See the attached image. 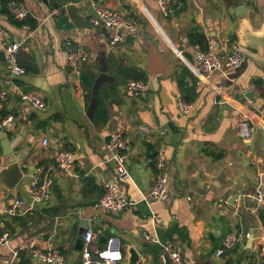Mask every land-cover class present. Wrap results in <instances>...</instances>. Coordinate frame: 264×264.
<instances>
[{
    "label": "crops",
    "instance_id": "1",
    "mask_svg": "<svg viewBox=\"0 0 264 264\" xmlns=\"http://www.w3.org/2000/svg\"><path fill=\"white\" fill-rule=\"evenodd\" d=\"M5 1L0 0V23L8 38L0 39V87L9 97L0 112V132L24 175L15 189L0 183V237L8 235L0 242V264H33L35 249L49 248L58 249L65 264H82L84 244L77 239L89 228L119 236L140 253V264H162L161 245L146 241L147 231L173 241L182 264H264V124L256 123L249 140L238 131L243 119L264 117V0H174L168 16L160 0H100L138 23L137 33L119 47L91 25L90 0H18L37 21L35 28L14 22L4 12ZM195 27L210 43L243 42L259 57L247 53L242 66L205 79L192 66L197 46L187 35ZM69 37L90 52L77 73L66 63L63 41ZM6 42H19V62L37 70L12 72ZM132 79L146 81L145 91L129 94ZM21 92L41 95L46 109L23 103ZM181 100L193 105L189 112L181 110ZM8 116L13 121L3 125ZM116 129L125 131L133 147L126 178L118 175L107 149ZM162 141L170 197L148 205L142 197L154 183ZM59 150L73 154L69 171L55 167ZM4 159L0 140V165ZM49 167L54 181L49 200L25 214L8 213L18 199L30 205L33 176ZM108 182L117 183L135 206L122 213L98 207ZM258 192L263 201L257 206ZM251 230L252 248L245 256ZM234 231L243 234L241 243L216 256ZM102 237L92 246L104 247ZM122 254L120 264L127 262L124 249Z\"/></svg>",
    "mask_w": 264,
    "mask_h": 264
},
{
    "label": "built area",
    "instance_id": "2",
    "mask_svg": "<svg viewBox=\"0 0 264 264\" xmlns=\"http://www.w3.org/2000/svg\"><path fill=\"white\" fill-rule=\"evenodd\" d=\"M90 1L93 8L90 23L94 28L101 31L103 38L106 39L111 47L125 45L137 33L138 23L135 19L110 8L100 0ZM173 1L160 0V10L165 16L169 15ZM8 9L10 15L18 21L26 19L31 14L29 8L18 0L11 1ZM54 12H57V10ZM7 38V32L0 23V39L6 41ZM63 48L66 63L73 72H79L81 66L90 60V52L86 45L70 37L63 41ZM4 50L12 72L16 74L25 73V67L19 63L20 43L6 42ZM246 55L247 52L237 42L232 43L229 47H224L220 42H209L207 49L196 47V56L192 66L194 71L205 79H212L217 72L242 66ZM146 88L147 83L142 79H132L126 84V91L132 95H137L145 91ZM8 97L9 92L0 87V112L3 110ZM20 98L23 103H28L38 109H46V102L36 92H21ZM192 106L191 103L180 101L181 110L184 112H189ZM12 121L13 117L8 116L2 122L3 125H7ZM257 122L264 124V117L259 118L254 116L251 119H243L238 126L239 135L243 139H251L256 131ZM141 129L145 132L149 131V127L145 124L141 125ZM162 134H165V131H162ZM42 144L48 145L49 139L44 138ZM107 149L110 152V160L115 165L118 175L122 178L128 177L126 159L132 152L133 147L130 138L125 134L124 130L116 129L111 132L107 141ZM73 161V154L70 151L59 150L55 155V167L61 171H69L73 166ZM155 165L157 174L154 183L150 190L142 197L148 205L167 201L170 197L169 157L164 141L161 142L160 147L156 151ZM53 184V167L47 169L40 168L33 176L30 205L25 206L24 201L18 199L11 208L7 209V212L12 215L25 214L34 209L37 204L48 201ZM255 197L258 206V203L263 201V195L258 192ZM135 204L134 200L129 199L122 193L117 183L108 182L97 206L108 212L122 213L133 208ZM103 232L100 228L95 230L89 228L86 230L83 239L82 264H120V261L123 259V244L119 236H110L102 248L97 249L92 246L95 240L104 235ZM7 236V234H4L0 237V242H7ZM143 236L146 241L161 245L162 264H182L183 253L173 241H161L148 231L144 232ZM247 237H249V234H246ZM242 239L243 234L238 231L227 235L222 241L221 247L216 249V256L220 257L225 252L234 250L241 243ZM34 257H36V260L33 264H65L66 262L64 255L55 248L47 250L35 249Z\"/></svg>",
    "mask_w": 264,
    "mask_h": 264
},
{
    "label": "water",
    "instance_id": "3",
    "mask_svg": "<svg viewBox=\"0 0 264 264\" xmlns=\"http://www.w3.org/2000/svg\"><path fill=\"white\" fill-rule=\"evenodd\" d=\"M241 8L242 7H239L238 11H241L242 10ZM239 45L247 53H251L252 55L259 57L258 51H256V49H253L247 46L243 42H239ZM0 140H1V146L3 149V155L5 157L3 161V165H0V183L9 189H15L17 185L19 184V182L22 180L24 172L22 170L20 163L14 156V149L11 146L9 139H7L4 131L0 132ZM236 199H237V196L234 199L230 200L229 201L230 205H234ZM84 235H85L84 231L79 233L78 239H77L78 245H82ZM110 235L111 234L109 232H106L104 236L101 238V243L104 244L107 241V239L110 237ZM253 237H254L253 230H251V233L249 234L247 245H246L245 256H248V254L251 251ZM122 249H124L127 252V255H126L127 262L123 264H140L141 263V255L134 247L123 245Z\"/></svg>",
    "mask_w": 264,
    "mask_h": 264
},
{
    "label": "trees",
    "instance_id": "4",
    "mask_svg": "<svg viewBox=\"0 0 264 264\" xmlns=\"http://www.w3.org/2000/svg\"><path fill=\"white\" fill-rule=\"evenodd\" d=\"M11 1H13V0H6L3 3L4 6L6 7V9L3 8L4 12L9 13L8 5ZM12 19H14V18L12 17ZM14 20H15L14 22H16L18 25H21V26L27 25L30 28H35L37 26V21L34 19V17L31 14L26 19H24L22 21H18L16 19H14ZM187 36H188V40H189V43L191 44V46H198L200 49H207L208 48V45H209L208 37L205 35V33L203 31L199 30L197 27L191 29ZM20 64L22 65V63H20ZM25 69H26V71H36L37 70L34 67L32 68L28 65L25 66ZM98 104L102 105V103H100V101L98 102ZM100 110H102V109L100 108ZM27 264H31V262L28 260ZM249 264H255V262H249Z\"/></svg>",
    "mask_w": 264,
    "mask_h": 264
}]
</instances>
